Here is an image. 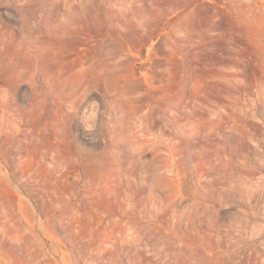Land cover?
Masks as SVG:
<instances>
[{"label":"rangeland","instance_id":"1","mask_svg":"<svg viewBox=\"0 0 264 264\" xmlns=\"http://www.w3.org/2000/svg\"><path fill=\"white\" fill-rule=\"evenodd\" d=\"M0 264H264V0H0Z\"/></svg>","mask_w":264,"mask_h":264}]
</instances>
